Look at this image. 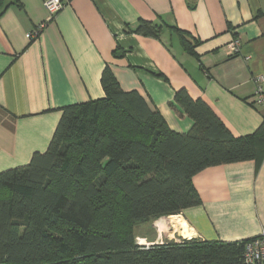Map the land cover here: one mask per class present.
Wrapping results in <instances>:
<instances>
[{"label":"crops","instance_id":"crops-1","mask_svg":"<svg viewBox=\"0 0 264 264\" xmlns=\"http://www.w3.org/2000/svg\"><path fill=\"white\" fill-rule=\"evenodd\" d=\"M46 1L0 0V173L48 150L62 109L103 99L107 68L176 133L194 125L172 107L181 89L204 101L236 138L263 123L255 100L259 85L264 89V0H72L53 19ZM141 22L165 25L161 37L136 34ZM168 27L200 41L199 58ZM234 41L238 54L230 53ZM194 186L203 204L174 216L181 233L166 227L156 236L154 225L171 218L151 221L135 230L142 245L241 242L264 231V158L207 168Z\"/></svg>","mask_w":264,"mask_h":264},{"label":"trees","instance_id":"trees-1","mask_svg":"<svg viewBox=\"0 0 264 264\" xmlns=\"http://www.w3.org/2000/svg\"><path fill=\"white\" fill-rule=\"evenodd\" d=\"M164 27L141 22L135 33L157 39ZM168 28L199 58L200 41ZM101 85L103 99L62 109L45 153L0 173V264H248L252 239L145 246L135 230L202 206L194 177L203 170L262 161L264 121L236 138L204 101L181 89L172 107L194 125L179 134L108 68Z\"/></svg>","mask_w":264,"mask_h":264},{"label":"built area","instance_id":"built-area-1","mask_svg":"<svg viewBox=\"0 0 264 264\" xmlns=\"http://www.w3.org/2000/svg\"><path fill=\"white\" fill-rule=\"evenodd\" d=\"M71 1L72 0H47L45 3V7L49 13V18L53 19L55 15ZM37 35L38 32L31 33L27 35V38L32 40ZM239 52L240 42L234 41L230 45V53L238 54ZM260 81L262 82L261 79ZM255 104L258 107H264V89L261 87V85H259L258 87ZM245 260L248 264H264V231L258 237L250 240L246 244Z\"/></svg>","mask_w":264,"mask_h":264},{"label":"rangeland","instance_id":"rangeland-1","mask_svg":"<svg viewBox=\"0 0 264 264\" xmlns=\"http://www.w3.org/2000/svg\"><path fill=\"white\" fill-rule=\"evenodd\" d=\"M170 218V217H169ZM175 221H180V219H176ZM175 221H173V222H171L170 220H161L160 222H157L155 225H154V227H153V233H154V235H156L157 236V234H160V233H162V231L163 230H166L165 228L166 227H173L174 228V230H175V232H176V235L178 234V233H181V229L177 226V224L176 223H174ZM166 222V223H165ZM173 228H172V232L174 231L173 230ZM177 237V236H176ZM164 239H166L165 237H164ZM177 239H180L179 237H177ZM138 242L139 243H141V244H143L142 242H141V240H139L138 239Z\"/></svg>","mask_w":264,"mask_h":264},{"label":"bare ground","instance_id":"bare-ground-1","mask_svg":"<svg viewBox=\"0 0 264 264\" xmlns=\"http://www.w3.org/2000/svg\"><path fill=\"white\" fill-rule=\"evenodd\" d=\"M177 218L176 217H172L171 219H169L171 222L175 221ZM166 223V222H165Z\"/></svg>","mask_w":264,"mask_h":264}]
</instances>
